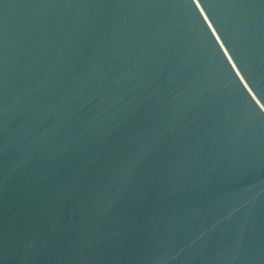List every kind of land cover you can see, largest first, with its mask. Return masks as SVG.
<instances>
[{"label": "water", "instance_id": "95a60500", "mask_svg": "<svg viewBox=\"0 0 264 264\" xmlns=\"http://www.w3.org/2000/svg\"><path fill=\"white\" fill-rule=\"evenodd\" d=\"M0 264H264V0H0Z\"/></svg>", "mask_w": 264, "mask_h": 264}]
</instances>
